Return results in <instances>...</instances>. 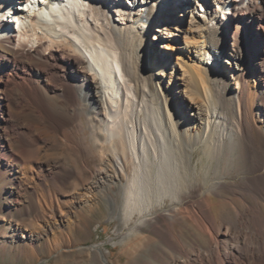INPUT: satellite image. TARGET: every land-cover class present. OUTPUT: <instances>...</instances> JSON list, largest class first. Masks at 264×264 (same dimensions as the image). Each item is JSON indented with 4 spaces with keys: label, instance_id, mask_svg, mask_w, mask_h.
Wrapping results in <instances>:
<instances>
[{
    "label": "bare ground",
    "instance_id": "1",
    "mask_svg": "<svg viewBox=\"0 0 264 264\" xmlns=\"http://www.w3.org/2000/svg\"><path fill=\"white\" fill-rule=\"evenodd\" d=\"M23 1L0 0V7L15 4V21L24 23L15 34L0 22V107L22 92L58 105L67 117L62 133L72 161L85 155L80 164L91 168L90 155L102 154L91 190L127 173L128 152L135 158L118 213L134 221L135 250L142 238L138 230L155 220L157 237L178 254L171 264H264V0H199L209 7L181 30L180 48L190 58L182 67L151 40L171 36L178 9L193 0H86L100 25L94 24V41L80 23V0H30L26 12L17 8ZM113 11L123 26L111 18ZM227 30L233 41L224 53ZM148 50L150 70L140 60ZM223 53L235 64L224 62L228 72ZM105 91L113 108L103 100ZM10 131L11 111L2 109L1 157H9L13 167L22 162L11 151ZM197 149L202 156L194 164ZM228 155L233 166L240 164L232 182L219 172ZM13 178L19 204L22 193L35 194L43 183L39 171ZM222 187L233 188L236 196L229 199L232 210L218 217L207 193ZM165 198L169 208L152 210ZM173 213L206 236L207 246L181 241L166 218Z\"/></svg>",
    "mask_w": 264,
    "mask_h": 264
},
{
    "label": "rangeland",
    "instance_id": "2",
    "mask_svg": "<svg viewBox=\"0 0 264 264\" xmlns=\"http://www.w3.org/2000/svg\"><path fill=\"white\" fill-rule=\"evenodd\" d=\"M80 1L84 6L82 17L85 19L80 23L85 25L89 40L94 41L98 34L97 26L100 25L93 21L89 12L91 5L86 0ZM20 7L22 5L18 3L17 8ZM208 7L204 2L193 0L188 8L178 9L182 13L173 22L177 28L172 29L171 36L151 40L156 49L169 54L170 58L179 63V67L190 61L187 51L180 48V39L184 34L181 30L192 25ZM117 13L113 11L111 18H118ZM116 22L123 26L121 18ZM5 23L15 30V34L19 31L18 28L24 27V23L19 21L15 25L10 21ZM94 24L97 25L96 28ZM233 26L234 24L230 28L233 29ZM232 41L231 33L227 30L221 48L225 50L224 53L230 49ZM30 44L33 42L27 43L28 46ZM224 53L221 61L228 72L230 64L224 62H231V66L235 64H232L231 56H224ZM140 60L150 70L154 60L152 51H145ZM218 65L215 62L211 64L212 68ZM231 86L234 87L235 84L232 83ZM22 93L24 95L17 96L8 107H0V111L7 108L11 111L14 132L10 131L6 135L11 151L22 162L11 167L8 164L10 158L3 157L4 154L1 157L3 152L0 151V264H171L178 254L157 237L152 226L155 220L143 224L138 230L142 238L135 250L130 242V228L134 221L127 216L122 218L118 215L123 208L126 188L136 170L135 158L128 152L123 157L127 173L120 175L106 187L91 190L88 188L89 181L94 177L93 169L99 165L102 154L90 155V163L93 165L91 168H84L80 164V158L85 157L82 154L78 155H81L80 158L77 157L78 163H74L62 133V122L67 118L65 113L52 102L33 99ZM104 93L105 104L113 108L110 92ZM50 94L56 96L54 92ZM201 154L200 149L195 151L194 164L200 162ZM232 159L231 155L226 156L219 169L222 176L229 177L230 182L240 165L238 163L236 167L233 166ZM37 171L43 174V183L38 184L37 194L22 193L20 204L15 202L17 195L13 192L16 189L13 175L17 173L30 178ZM232 189L222 187L208 191L218 217L223 216L230 208L232 210L229 199L236 196ZM169 207L170 200L165 198L152 210ZM166 218H171L170 229L180 236L181 241H194L201 249L207 246L208 238L201 235L186 219L179 215L174 217V213ZM24 233L32 234L33 239L30 241L24 237ZM96 247L104 256L96 251Z\"/></svg>",
    "mask_w": 264,
    "mask_h": 264
}]
</instances>
